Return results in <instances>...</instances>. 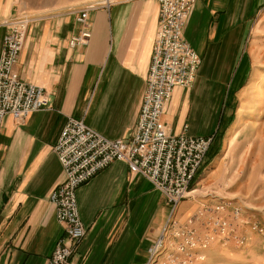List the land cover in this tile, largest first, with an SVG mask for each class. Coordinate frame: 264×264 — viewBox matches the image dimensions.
<instances>
[{"label": "crops", "instance_id": "1", "mask_svg": "<svg viewBox=\"0 0 264 264\" xmlns=\"http://www.w3.org/2000/svg\"><path fill=\"white\" fill-rule=\"evenodd\" d=\"M90 3L0 0V45L4 23L15 12L27 14L14 71L50 100L21 124L9 116L0 123V264H46L63 235L47 198L63 179L52 148L66 118L81 119L107 139H128L134 129L158 0ZM261 11L264 0H196L183 38L200 62L190 87H175L164 106L167 134L216 136L229 122L234 92L247 73L240 55L247 52ZM83 31L88 33L83 44L69 45ZM75 199L85 232L72 264H144L169 215L164 197L122 162L80 186ZM178 208L180 217L190 211Z\"/></svg>", "mask_w": 264, "mask_h": 264}, {"label": "rangeland", "instance_id": "2", "mask_svg": "<svg viewBox=\"0 0 264 264\" xmlns=\"http://www.w3.org/2000/svg\"><path fill=\"white\" fill-rule=\"evenodd\" d=\"M89 2H91L90 4H94L95 0H88V3ZM194 4L191 6L184 20L180 36L189 50L196 56L198 63L192 73L190 82L184 86L171 87L170 97L175 87L185 89L190 87L199 66L200 60L198 55L190 48L183 38V30ZM158 11L156 31L158 29ZM22 14L29 17L23 11L15 12L12 17L4 23V34L7 31V23ZM3 36L1 38L0 52ZM153 42L149 54L145 82L148 74ZM246 51L247 52L240 55V61L243 60V64H245L247 70L246 77L241 86L234 92V100L229 108L232 117L229 122L219 130V133H216V136L209 135L207 137H192L184 133L179 135L168 134L170 137L185 136L193 139H209V143L198 167L186 185L185 196L178 200L177 203H171L161 194L169 206V215L163 223L156 239H154L152 245L148 249L144 264H264V12L262 11L256 18V25L253 29V34L250 36L249 47ZM19 53L13 64L12 72L19 81L26 83L22 81L14 71ZM40 89L47 96L43 88ZM49 105L50 100L48 98L47 108ZM33 112L28 113L21 121H16L9 115L5 116H9L14 123L21 124L27 116ZM162 115L163 111L159 118V124L164 127L161 120ZM236 116L238 117L235 123ZM68 118L74 119L71 117ZM68 118H66V120ZM74 120L82 122L81 119ZM63 127L64 125L60 133ZM135 128L134 126L132 134L128 139H122L124 142L128 143L132 140ZM230 134H232L231 138ZM57 140L52 148V152L56 159L57 156L54 152V147ZM102 170L97 171L87 181L79 184L75 188L74 194H76V190L80 186L88 182ZM61 171L63 179L50 191L47 199L54 207L56 222L61 225L63 229V235L58 238L57 241L66 242L68 239L65 230L66 225L57 220L56 206L50 201L51 193L54 190L56 191L65 179V173L62 167ZM129 173L133 174L131 172ZM206 175L210 177L205 179ZM177 208L178 210L190 208V211L185 213L183 217H180L176 214ZM77 217L83 228L84 236L85 230L79 219L78 212ZM220 226L224 227L220 228ZM83 236L72 243L70 253L67 257L68 264H72L70 258L76 244ZM55 244L49 256L54 250ZM49 256L46 258V264H48Z\"/></svg>", "mask_w": 264, "mask_h": 264}, {"label": "built area", "instance_id": "3", "mask_svg": "<svg viewBox=\"0 0 264 264\" xmlns=\"http://www.w3.org/2000/svg\"><path fill=\"white\" fill-rule=\"evenodd\" d=\"M194 2L159 0L158 29L136 128L130 142L107 139L81 121L66 120L54 147L65 179L51 193L50 201L56 206L57 220L66 225L68 239L66 242L57 241L48 264H68L72 243L83 236L76 212L75 188L112 161L125 163L129 172L145 179L168 202L177 203L185 196L186 185L198 167L209 139L170 137L159 124V118L170 97L171 87L188 84L198 63L180 36L184 20ZM83 18L84 14L79 21L83 22ZM29 22L30 18L23 14L9 21L2 39L0 120L9 115L21 121L28 113L48 106V98L40 88L19 81L12 72ZM87 37V31H83L69 44H83Z\"/></svg>", "mask_w": 264, "mask_h": 264}, {"label": "bare ground", "instance_id": "4", "mask_svg": "<svg viewBox=\"0 0 264 264\" xmlns=\"http://www.w3.org/2000/svg\"><path fill=\"white\" fill-rule=\"evenodd\" d=\"M232 134H230V138H231Z\"/></svg>", "mask_w": 264, "mask_h": 264}]
</instances>
